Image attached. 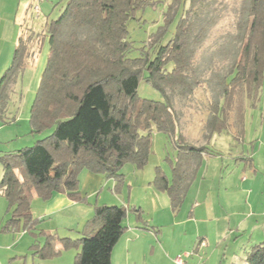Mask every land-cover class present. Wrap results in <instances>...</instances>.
I'll return each mask as SVG.
<instances>
[{
    "label": "trees",
    "instance_id": "obj_1",
    "mask_svg": "<svg viewBox=\"0 0 264 264\" xmlns=\"http://www.w3.org/2000/svg\"><path fill=\"white\" fill-rule=\"evenodd\" d=\"M160 2L66 0L60 14L47 18L40 31H34L33 23L21 24L11 63L0 76V121L8 122L6 108L14 86L47 38L49 49L29 122L32 133L53 129L30 146L0 153V194L11 210L6 229L21 221L23 231L34 229V196L47 201L55 193H64L74 201L87 202L79 189L82 170L112 178L114 191L119 192L124 180L120 168L128 162L137 168L147 163L152 129L175 133L178 115L173 106L202 85L199 50L223 11L234 15L235 50L227 69L208 79L214 81L215 95L209 101L205 128L209 135L228 132L234 139L243 137L245 100L254 103L264 81V0H234L230 11L228 0H171L162 14L163 25L148 37L142 55L128 57L132 49L128 21L137 10ZM177 15L173 36L163 43ZM141 79L158 89L164 100L137 96ZM174 142L171 180L156 167L151 183L167 193L177 210L200 167L202 153L209 150L181 133ZM92 207L93 216L79 237L60 238L61 247H80L74 264H112L111 253L126 230L128 212L144 221L142 210L105 203ZM53 240L52 234H46L42 257L59 252ZM244 256L246 264H264V241L250 245Z\"/></svg>",
    "mask_w": 264,
    "mask_h": 264
},
{
    "label": "rangeland",
    "instance_id": "obj_2",
    "mask_svg": "<svg viewBox=\"0 0 264 264\" xmlns=\"http://www.w3.org/2000/svg\"><path fill=\"white\" fill-rule=\"evenodd\" d=\"M168 1L169 0H163V2L156 5H149L144 9H139L135 12L134 17L128 21L127 39L132 42V49L128 52V57L137 58L142 55V50L144 49V44L148 37L156 32L158 27L164 23L162 14ZM228 1L231 3L228 8L230 11L234 0ZM32 3L37 5L36 10H33V28L34 31H40L47 18H56L60 14L66 0H32ZM222 14L221 20L211 30L208 39L199 50L198 64L200 71L204 74L202 85L195 89L191 97L181 101L176 100L173 106L178 115L175 133L173 135L165 134L153 128L150 133L151 149L147 163L142 168H137L129 162L125 163L119 171L124 174V180L119 192L114 191V180L107 178L109 184L108 186L103 185L99 188V191H101V189L103 190L100 196H105L104 194L106 193L109 194L110 198H112V196H120L119 198H122L125 202L129 203V205H132V201L129 202V200H127L128 194L132 198H144L148 185L147 181L149 177L154 175L156 167H160L164 170V173L170 176L171 161H173L176 154L174 138H176L179 133L183 134L187 140L194 144H205V147H207L206 150L208 149L209 151L207 150L208 152H205L203 156H205L204 158H208L210 162H215L213 160H217V162H224L225 164L227 159L232 155L236 157L239 155H251L255 165L258 167V172L264 170V81L261 85L258 99L255 100L254 103H251L248 99L245 100L243 120L244 135L241 139H234L233 134L228 132L209 135L205 128V122L209 116V101L215 95V90H213L214 81L209 82L208 79L224 69H227L232 52L235 50V43H233L231 37L232 34L235 33L232 26L234 15L228 11H223ZM178 18L179 15H177L175 20L168 26L163 38V43L168 42L173 36ZM20 22L21 24L24 23L23 20ZM43 47L41 51H44V54L47 55L49 49L48 39H45ZM38 60L36 59L34 63L38 62ZM45 63L46 57L39 71L40 76L45 67ZM36 65L37 63L34 65L29 64L24 68L21 77L14 86V92L11 93L7 105V112H12V116L15 115L17 117L18 115L23 119L16 125L23 136L20 137L17 144L18 146H15L16 141L4 143L2 146L0 145L1 154L3 153L2 151L30 146L36 140L42 139L52 132L53 128H48L41 132H31L29 113L35 98V91L31 90V79L35 68H33V66ZM137 96L157 101L164 100L163 94L144 79L139 81ZM7 116L11 117L8 114ZM2 128L3 129L0 130V135H5L9 129L6 125H3ZM241 161L244 164V161ZM2 173V165L0 163V179ZM217 174V170L212 166L207 170L206 178L207 180L213 178L212 180L216 181ZM79 189L81 191L82 187L80 186ZM99 194L100 193L96 191L89 196V199H87L88 195H86L87 202L83 203H93ZM35 197L36 196H34V198ZM37 198V201L34 202H32L34 199H31V212L33 219L36 220V226L32 230L23 231L22 221L14 228H5L11 218V210H8V203L0 194V264H74V257L80 250V247L71 246L69 248H62V245L59 243L62 237L76 239L80 234L75 230L69 231V221L64 215L65 213L60 216H49V218H46V214L42 217L39 216V213H42V211L44 213L43 204L46 200L39 197ZM43 231L45 233H43ZM67 232H69V236H66ZM48 233L53 235L55 242H59L56 246L53 244L55 249L59 252L42 257L40 252L43 246H45L46 234ZM32 244H35V246L33 247ZM233 248V245H231L226 250L225 256L222 255L223 251L211 250L210 247V250H208L212 253L210 264H245L242 260L241 250L237 248L236 251L238 252L234 253ZM190 253H193V251L191 250ZM202 256L206 259V255L203 252ZM116 261L114 255L113 263L117 264Z\"/></svg>",
    "mask_w": 264,
    "mask_h": 264
},
{
    "label": "crops",
    "instance_id": "obj_3",
    "mask_svg": "<svg viewBox=\"0 0 264 264\" xmlns=\"http://www.w3.org/2000/svg\"><path fill=\"white\" fill-rule=\"evenodd\" d=\"M32 4V0H0V76L11 63L15 44L21 33L20 21L23 20L22 24L26 25L33 23L29 16L30 13L34 14L33 10H36L37 5ZM46 56L44 51H41L38 62H35L37 65L33 66L35 68L31 79L32 91L37 90L39 71ZM7 111L8 108L6 115L11 117L7 116L8 122L0 121V130L3 125L9 130L7 135H0V145L16 141L15 146H18L23 134L16 125L23 119L18 115L12 116V112ZM13 150L16 149L2 152ZM203 155L205 154L201 155L200 167L177 210H173L167 193L157 190L151 184L155 170L154 175L147 181L144 198H132L128 194L127 200L132 201V205L119 198L120 196L110 198L108 193L100 196L103 190L99 191V188L108 186V179L89 170L81 171V193L88 195L87 199L96 191L100 193L93 203L123 205L127 208L137 206L142 210L144 221L137 220L133 212H128L125 220L126 230L111 253L112 264L114 255L117 264H176L174 259L180 255L185 264H210V247L211 250L223 251L222 255H225L231 245L234 247V253L238 252L237 248L241 250L242 260L246 264L245 250L254 243L264 241V170L258 172L251 155H232L225 164L217 160L210 162ZM212 166L218 173L216 181L206 178V172ZM167 177L170 181L171 173ZM33 199L32 202L38 198ZM93 203L77 202L64 193H55L44 202V213L42 211L39 216L46 214V218H49L65 213L69 221V231L80 233L93 216ZM67 235L69 236V232ZM53 243L56 246L59 242L54 239ZM191 250L193 253H190ZM187 253L188 256L185 255Z\"/></svg>",
    "mask_w": 264,
    "mask_h": 264
},
{
    "label": "built area",
    "instance_id": "obj_4",
    "mask_svg": "<svg viewBox=\"0 0 264 264\" xmlns=\"http://www.w3.org/2000/svg\"><path fill=\"white\" fill-rule=\"evenodd\" d=\"M185 255L188 256L189 254L187 253V254H185ZM174 261H175L176 264H185L181 255H180V256H177V257L174 259Z\"/></svg>",
    "mask_w": 264,
    "mask_h": 264
}]
</instances>
